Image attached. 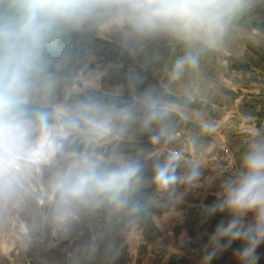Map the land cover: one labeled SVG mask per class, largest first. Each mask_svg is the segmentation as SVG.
Returning <instances> with one entry per match:
<instances>
[{
  "label": "rangeland",
  "instance_id": "rangeland-1",
  "mask_svg": "<svg viewBox=\"0 0 264 264\" xmlns=\"http://www.w3.org/2000/svg\"><path fill=\"white\" fill-rule=\"evenodd\" d=\"M244 4L211 37L140 36L101 14L49 39L23 104L34 126L13 162L10 190L0 187V264H241V240L222 251L210 241L232 218L219 208L225 181L264 136V0ZM186 56L195 65L174 75ZM148 94L165 114L145 126ZM87 102L103 110L81 112ZM73 117L78 125L68 123ZM173 152L181 154L178 175H199L163 190L154 163ZM84 156L101 168L139 160L142 176L125 206L99 197L74 204L64 226L71 242L54 246L55 185ZM254 223L252 213L242 220L244 229ZM255 255L264 264V243Z\"/></svg>",
  "mask_w": 264,
  "mask_h": 264
},
{
  "label": "clouds",
  "instance_id": "clouds-1",
  "mask_svg": "<svg viewBox=\"0 0 264 264\" xmlns=\"http://www.w3.org/2000/svg\"><path fill=\"white\" fill-rule=\"evenodd\" d=\"M244 6V0H0V187L6 192L10 190L13 162L23 154L34 126L23 109L31 77L44 70L47 42L62 29H79L98 15L110 14L140 36L172 30L211 37ZM195 63L192 56L178 60L174 75L178 76L186 64ZM143 104L145 126L165 114L150 94ZM102 110L95 102L84 103L80 109ZM120 112L125 118L132 116L127 109ZM36 120L46 126L47 113H37ZM68 123L78 125V120L73 117ZM180 160L181 154L173 152L164 161L154 163L153 180L158 187L174 189L178 183L191 182L199 175L195 169L187 176L178 175ZM143 168L141 161L129 159H120L111 168H101L97 161L82 157L56 182L57 219L68 220L73 215V205L90 197L117 206L127 205ZM223 196L219 208L227 210L232 218L226 225L217 226L210 242L217 245L216 251H222L241 240L243 247L236 250L241 264H256V249L264 243V136L250 142L241 170L225 181ZM135 207L139 209V205ZM249 213L254 214L255 223L244 229L242 220ZM224 238L226 243L221 245ZM211 255L206 259H211Z\"/></svg>",
  "mask_w": 264,
  "mask_h": 264
},
{
  "label": "built area",
  "instance_id": "built-area-1",
  "mask_svg": "<svg viewBox=\"0 0 264 264\" xmlns=\"http://www.w3.org/2000/svg\"><path fill=\"white\" fill-rule=\"evenodd\" d=\"M65 221L59 220L53 232V245H59L61 242H71L70 236L65 229Z\"/></svg>",
  "mask_w": 264,
  "mask_h": 264
}]
</instances>
